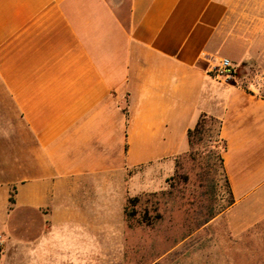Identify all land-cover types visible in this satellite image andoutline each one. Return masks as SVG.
<instances>
[{
  "label": "crops",
  "instance_id": "1",
  "mask_svg": "<svg viewBox=\"0 0 264 264\" xmlns=\"http://www.w3.org/2000/svg\"><path fill=\"white\" fill-rule=\"evenodd\" d=\"M263 75L264 0H0V264H107L201 114L234 223L264 225Z\"/></svg>",
  "mask_w": 264,
  "mask_h": 264
},
{
  "label": "rangeland",
  "instance_id": "2",
  "mask_svg": "<svg viewBox=\"0 0 264 264\" xmlns=\"http://www.w3.org/2000/svg\"><path fill=\"white\" fill-rule=\"evenodd\" d=\"M216 130L211 124L194 155H178L170 174L122 202L119 216L114 208L107 264H264V225L234 223Z\"/></svg>",
  "mask_w": 264,
  "mask_h": 264
},
{
  "label": "trees",
  "instance_id": "3",
  "mask_svg": "<svg viewBox=\"0 0 264 264\" xmlns=\"http://www.w3.org/2000/svg\"><path fill=\"white\" fill-rule=\"evenodd\" d=\"M215 123L217 125L216 130V141H219L222 143V151L225 148V144L223 139L219 136V128H220V122L207 114H201L195 123L194 127L192 129H189L187 131V140H188V155L192 156L196 152V145L204 138V136L207 134L211 124ZM220 160L222 162V159L220 157ZM135 201V198L129 199L126 204V208L129 205H133V202ZM125 216L126 218H129L132 216V212H127L125 209Z\"/></svg>",
  "mask_w": 264,
  "mask_h": 264
},
{
  "label": "built area",
  "instance_id": "4",
  "mask_svg": "<svg viewBox=\"0 0 264 264\" xmlns=\"http://www.w3.org/2000/svg\"><path fill=\"white\" fill-rule=\"evenodd\" d=\"M209 72L214 73L215 76L222 78L224 81L231 80L234 76L233 66L226 58L219 59Z\"/></svg>",
  "mask_w": 264,
  "mask_h": 264
}]
</instances>
